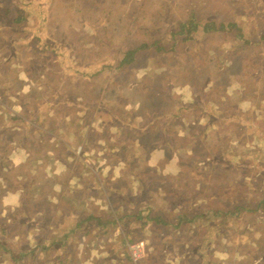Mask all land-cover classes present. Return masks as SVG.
<instances>
[{
  "label": "rangeland",
  "instance_id": "1",
  "mask_svg": "<svg viewBox=\"0 0 264 264\" xmlns=\"http://www.w3.org/2000/svg\"><path fill=\"white\" fill-rule=\"evenodd\" d=\"M94 1L53 0L52 10H50L47 19L50 20L51 32L55 34L53 35L60 37L58 49L52 50L57 54L56 60L58 57L64 56L60 51L68 53V50L71 51L73 48L76 50V47L69 49V46L77 44V40H81L84 31H87L89 26L96 33H93L94 35L85 34L83 39L92 41L100 38V44L107 47V49L104 48L108 52L106 61L108 64H112L113 68L107 77L108 80L96 83L95 79L89 77L92 85L81 91L78 89L79 87L74 89L71 97L75 103L79 99H83L87 104V109L83 111L85 115L96 116L97 121L91 126L92 129L101 133L106 130L110 134V136L97 134L93 138H89L87 144L89 146L104 144L103 149L99 146L98 158L105 162L110 174L119 176L118 179H115L114 191L118 197L125 198L126 209H117V223L119 224L116 227L113 226L112 222L106 223L103 228L96 225L97 222L94 225L89 223V227H94V229L91 230L88 237L89 247L83 252L84 255L82 254L83 261L78 260L79 251H68V248H62L56 249L58 252L53 257H51L52 251L43 252L40 264L50 262L51 264H63L62 254L73 258V263L70 264L87 263L97 256L99 260L94 264H133L129 258V247L133 244H139L144 252L139 260L140 264H264V208L255 213L244 210L233 218L223 219L219 215L217 217L211 215V205L217 204L218 200L215 198L223 192H243L248 197H254V204L260 197L264 199V128L262 130L261 126L255 125L256 115L251 112L253 109V112L256 113L258 107L260 110H264V101H253L254 99L249 97V95L253 97L263 96L264 99V95L258 93L264 91V60L260 59L261 63L258 66L262 69L256 73V80L252 82V86L242 90L243 94L251 99V103L244 102L232 112L236 97L230 103L232 111L226 110L218 118L219 120L224 118V121H220L218 127L205 131L206 127L199 122L185 121L184 117L177 121L173 117L179 116L184 109L186 113L192 114V118L194 115L197 116V108L205 107V104L201 102L197 96L198 93L193 88L201 83L210 82V79L207 76H200L198 80L196 77L195 84L191 86L189 78L195 77V73L192 71L196 66L195 57L191 60L192 64L190 62L180 64V60L173 58L170 53L158 50L160 45L157 43L165 44L167 49L171 48L174 39L177 37L175 32L178 30L181 32L182 25L187 26L185 23L189 22V19L182 17L179 11H174V5L180 6L182 0L174 1L171 5L168 4L173 0H121L125 1L127 6L118 9V11L109 6L104 12L101 11L102 2L97 0L98 3L95 4ZM133 1L140 5L139 11L146 6L149 13L156 14V19L160 22V35L156 36L153 33L147 37V33L143 32L146 31L143 27L149 26V18L146 16L140 17L141 21L137 24L139 28L136 27V32H130L128 29L130 23H127L126 20L125 25L123 17L117 16L114 22L109 16L129 12L130 14L135 13L138 18V10L131 6ZM255 1H260L264 6V0ZM18 2H23V0H18ZM244 2L245 0H227L225 5L218 4L216 0H210L205 7L198 8V17L202 14V17L206 18L209 23L208 31L212 33L218 29L212 20L218 25L221 22H229L227 16L242 31L247 25L252 24L246 20L248 17L244 15L246 13L242 8ZM249 6L251 7L250 12L258 13L252 4ZM168 8L169 10L166 11L165 9ZM170 10L171 13H174L171 14ZM30 17L33 16L30 14ZM122 22L123 27L119 33L109 31L111 25L119 27ZM30 25L33 34H37L39 29L37 21L34 22L31 19ZM82 26L86 29L82 30ZM123 29H125L124 33L130 40L125 42L120 50L118 44L112 46L114 42H108L113 39L110 34L121 39L124 36ZM232 32L236 36V32ZM243 35L241 34V36ZM236 38L240 42L242 41V37ZM147 41L151 45L149 53L153 57L152 62L155 70L150 65L151 62H148L147 65L143 61L142 64L145 65L144 70L147 74H145V78L141 79L128 70L127 66H132V64H130L131 56L127 57L126 52L130 54L129 51L134 48L135 44L140 46ZM257 41L258 39L253 38L252 43L256 44ZM225 46L231 48L234 45L232 42L226 41ZM121 53L124 56H121ZM143 54L146 56L147 52L145 51ZM180 54H182V50ZM75 57L73 56L72 59ZM160 61L170 64L172 71L163 72L159 66ZM176 66H180V69L176 70ZM160 69L162 73L159 74L157 72H160ZM240 69L241 67L237 66L234 73L226 71L221 73L209 72V75L213 81L218 79L225 85L228 82L225 79L226 76L233 75L237 80H241ZM135 80H137L136 83L133 82ZM57 81L62 82L59 79ZM116 84H127L126 86L131 87L134 93H151L152 96L148 98L160 102L163 113L156 112L148 118L145 124L141 120L142 117H135V111L138 110L137 106L134 109L127 106L125 109L119 110L116 100L111 99L113 97L119 99V96H127V93L130 92L129 90L122 94L115 92L114 86ZM106 86L109 99L108 92H104ZM135 98L134 95L124 97L121 104H128V100L131 99L132 101ZM74 105L70 104V106ZM58 110L59 113H63L61 115H64L65 106L61 105ZM75 113L79 112L75 111L72 114ZM101 114L104 115V120L116 115L122 121L121 126L115 129L112 126L103 127L104 123L100 119ZM57 116L58 119L54 126L61 122L59 121L60 114ZM230 117L232 118L231 122H229ZM162 118L164 119V130H162L163 126L160 127L159 124ZM128 119H131L130 125L124 122ZM112 120L110 119L109 122L111 123ZM236 124L240 126H236ZM149 126L151 130L148 129ZM71 127L82 128V123L78 117H75ZM199 129H202L201 132L205 131L203 136L197 135ZM242 131H245L246 135L242 136ZM195 134L197 137H194ZM100 138H104V142ZM60 139L42 142L47 146L46 149L42 148V155H55L54 162L67 161L61 156V145L55 148L56 144L62 143L63 137ZM66 140L68 144L80 145L77 140H71L70 136H67ZM135 149L136 154L130 168L110 170L111 167L109 166L112 165V162H116L119 155L121 156L120 159H123L127 165V152L130 153ZM145 162H150L151 165L146 166ZM0 163H2L1 154ZM14 173L18 174L15 171ZM21 180H23L22 176L19 181ZM21 187L23 189L30 188V186L17 185L19 192L23 190ZM16 197L17 195L13 199L19 204ZM235 202L241 204V200ZM17 209L15 210L16 213ZM0 210H4V205L0 206ZM59 212L62 218L71 219L70 214L62 208ZM106 212V208L99 211L98 207H81L74 213L73 217L79 219L78 213L86 216L88 213L102 215ZM6 213L11 216L12 224H15L19 214L17 213L15 216L12 213ZM143 214L145 217L142 218L141 222L146 221L147 225L145 226L135 220ZM198 217L204 219L199 220ZM152 219L163 220L164 225L161 227L154 226L153 223L149 222ZM79 230L82 229L76 230L75 233ZM102 231L108 232L104 234L107 235L106 238L101 234ZM108 239L112 240L114 246L102 252L103 245ZM20 250L19 247L11 251L10 257L20 253ZM27 253L26 258L22 260L23 264H31L29 259L34 264L35 254Z\"/></svg>",
  "mask_w": 264,
  "mask_h": 264
},
{
  "label": "crops",
  "instance_id": "2",
  "mask_svg": "<svg viewBox=\"0 0 264 264\" xmlns=\"http://www.w3.org/2000/svg\"><path fill=\"white\" fill-rule=\"evenodd\" d=\"M174 1L180 0H173L168 5ZM29 2L31 3L29 4ZM52 2L53 0H23V2L0 0V154L2 156L0 206L4 205V210H0V264H23L22 260L26 258V252L31 255L35 254L33 263L40 264L43 252L50 250L52 251L51 257H53L58 252L56 249L62 248H68V251H79L78 260L83 261L82 254L89 247L88 237L91 230L94 229V227H89V223L94 225L97 222L96 225L103 228L108 222H112V224L116 222V226H118L116 211L118 208L126 209L125 198L118 197L114 191L115 179H118L119 176L110 174L105 162L98 158L99 146L103 149L104 144L96 146L87 144L89 138H93L97 134L104 136H110V134L105 129H103L104 133L92 129L91 126L97 121L96 116L85 115L83 111L87 109V104L83 99H79L75 103L71 97L74 89L79 87L78 89L81 91L92 85L89 77L96 78V83L107 79L104 75L99 76V72H102L106 66L112 67V64H108L106 61L108 52L105 49L107 47L100 44V38L92 41L83 39L85 34L96 33L89 26L90 28L84 31L81 40H77V44L69 46V49L76 47V50L73 48L71 51L68 50V53H62L59 50L64 56L58 57L56 60L57 54L53 51H56L60 37H55V34L51 32L50 20L47 19L50 10H52ZM245 2L242 5L243 11H246L244 15L248 17L246 20L252 23H248L246 29L241 31L238 25L227 16L240 35H245L241 36V42L233 32L223 33L215 29V33L207 31L201 38H197L193 43H188L182 48L183 53L185 49L190 56L195 57L197 65H200V61L224 63L227 58L226 53L234 55L232 64L221 66L222 69L218 72L234 73L237 66L241 67V80H237L231 74L232 76L225 77L228 82L225 85L224 82L222 83V89L226 88L228 96L231 95L228 112L232 111L230 103L236 97L232 112L244 102L251 103L250 98L257 102L258 100L264 101L263 96L249 95L250 98H248L242 92L243 89L252 86V82L256 80V73L262 69L258 66L261 63L260 59L264 60V6L260 1L245 0ZM249 4H252L258 13L250 12ZM181 5L184 6L183 1ZM30 14L33 17H30ZM31 19L34 22L37 21L39 27L37 34H33V29L30 28ZM42 22L44 23L41 25ZM85 29L86 27L82 26V30ZM117 38L119 39V37ZM253 38L258 39L256 44L252 43ZM226 41L232 42L234 46L226 47ZM94 42L96 45L89 47ZM115 44L118 42L113 43L112 46ZM136 45L129 51L130 54L126 52L127 57L132 56L135 48L140 47ZM73 56L76 57L72 59ZM121 56L124 55L121 53ZM166 65L170 70H164V72L172 71L170 64ZM177 67L179 70L180 66ZM256 67L258 68L256 69ZM127 68L131 72L132 67L127 66ZM192 71L195 73V77L192 78L194 84L196 77L198 80L200 76H207L210 79V82L201 83L197 87L211 83V75H199L194 71V68ZM206 72H215L214 65L210 68L207 66ZM57 79L62 82H58ZM133 82L136 83L137 80ZM127 84L114 86V91L120 94L127 90L130 92L127 93V96H119V99L116 97L111 99L116 100L119 110H123L127 106L134 109L137 106L135 117H142L141 120L145 124L148 118L156 112L163 113L161 103L148 98L152 96L151 93H134L131 87L126 86ZM106 91L108 92L107 86L104 88V92ZM214 93L215 90L207 98L197 95L205 107L197 108L196 117L194 115L192 118V114L186 113L184 109L179 116L173 117V119L179 121L181 117H184L185 121L199 122L205 127L206 104L209 103V98H211L210 100L216 99ZM258 93L264 95L263 90ZM132 95L136 98L132 101L128 100V104H121L124 97ZM70 104L75 105L70 106ZM61 105L65 106L64 115H61L63 113H59L58 110ZM203 108L204 111H202ZM75 111L79 113L72 114ZM251 112L256 115L255 125L261 126L263 130L264 110H260L258 107L256 113L253 112V109ZM58 114H60L59 121L61 122L54 126ZM75 117L80 119L82 128L71 127ZM100 119L104 123L103 127L112 126L114 129L119 128L122 122L116 115L104 120L105 117L101 114ZM110 119H113L111 123ZM231 120L230 117L229 122ZM163 121L162 118L159 123L160 127L164 125ZM124 122L130 125L131 119ZM236 126L240 125L236 124ZM148 129L151 130L150 126ZM162 130H164V126ZM201 130H198V136H202ZM242 132V136L246 135L245 131ZM67 136H70L71 140H77L80 145L68 144ZM61 137H63L62 143L56 144L55 148L61 145V156L67 161L54 162L55 155L53 154L43 156L42 148L46 149L47 146L42 142L46 143L47 140L52 141L56 138L61 140ZM100 140L104 142V138H100ZM135 154L136 149L130 153L127 152V165L119 155L116 162H112V165L109 166L110 170L130 168ZM145 165L151 164L145 162ZM14 171L18 174H15ZM21 176L23 180L19 181ZM17 185L30 186V188L23 189L21 187L23 190L19 192ZM15 195H17L16 199L19 204L13 199ZM90 206L98 207L99 211L106 208L107 212L102 215L88 213L86 216L78 213L79 219L73 217L81 207L89 208ZM61 208L70 214L71 219L60 216ZM16 209L19 216L16 223L12 224L11 216L6 212L16 216ZM96 217L99 218L96 219ZM149 222L154 226L164 225L163 220L152 219ZM140 223L147 225L146 221ZM78 229L82 230L75 233ZM105 233L108 232H101L106 238ZM112 246H114L112 240L108 239L103 245L102 252ZM19 247L21 248L20 253L10 257V252ZM24 248L26 249L24 250ZM75 258L77 259V257ZM61 260L63 264L73 263V258L64 254H62ZM98 260L97 256L90 259L91 263L88 261L82 264H94ZM29 261L32 264L31 259Z\"/></svg>",
  "mask_w": 264,
  "mask_h": 264
},
{
  "label": "trees",
  "instance_id": "3",
  "mask_svg": "<svg viewBox=\"0 0 264 264\" xmlns=\"http://www.w3.org/2000/svg\"><path fill=\"white\" fill-rule=\"evenodd\" d=\"M182 1L184 2V6L174 5V11L175 12L179 11L182 17H187L189 19V22L185 23L187 26L182 25L181 27L182 31L179 32L178 30L177 32H175L177 37L174 39V43L172 44L171 48L167 49L165 44L157 43L158 45H160V47L157 46L159 51H165L166 53H170V55L173 58L180 60V64L185 63V62L191 63V60H193L194 58L190 56V54H188V52L185 49H184V53L182 52V54H180L182 48H184L185 45H187L188 43H193L197 38H201V36L205 35L207 31L209 30V26H208L209 23L208 21H206V18H203L202 14L200 17H198V8L205 7L206 4H208V1L210 0H182ZM216 1L218 4H224L226 2V0H216ZM100 2H102L101 5L103 6L101 9L102 12L106 11L107 7L109 6L115 11H118V9H121L122 7L127 6V3L121 0H100ZM94 3L97 4L98 1L95 0ZM116 3L118 4L112 5ZM131 6H134L138 10L137 11V14H139L138 18L135 13L130 14L129 12H126L124 14H119V15L112 14L109 16L112 17L114 22L117 19L116 18L117 16L123 17L124 18L123 21H125V25H126V20H127V23H130V27L128 28L130 32H136V27L139 28L137 24H139L141 21L140 17L142 18L143 16L144 17L146 16L149 18V26H144L143 29H146V32L144 31L143 32L147 33V37H149V35L153 33H155L156 36L161 34V30H159L161 29L159 26L160 22L158 21V19H156L155 13H149L148 8L146 6L141 11H139L138 7L140 5L137 4L136 1L135 2L133 1L131 3ZM169 8L165 10L168 11ZM170 13H171V10H170ZM173 13L174 12H172L171 14ZM212 21L215 27L218 26V32L230 33L232 31H235L236 37L241 38L240 32H238L237 28L230 21L221 22L218 25H216L214 20ZM122 27H123V22L119 27H115V25H111V28L109 31L117 34L122 29ZM124 30L125 29L122 30V33L124 36L121 39L114 37V34H110L113 39L110 40L108 43L118 42V44L121 47V45L129 41L130 38L126 36V34L124 33ZM95 45L96 44L94 42L93 44H90L89 47H94ZM152 46L154 47V45ZM145 51L147 52L146 56H144L143 54ZM150 51H151V45L149 41H147V43H143L139 48H135V50L131 54L132 55L131 61H130V64H132L131 74L134 73L135 75H138L139 77H141V79L146 77L145 74H147V72L144 70L145 65L142 64L143 61L147 65H148V62H151L150 65L155 70L154 64L152 62L153 57L149 53ZM233 56L234 55L232 54L226 53L227 58L224 63H217V62L214 63L213 61H200V65L196 64V67H194V71L198 72L199 75H203V74L209 75V73L206 72V67L208 66L210 68L214 65L215 73L216 72L218 73L222 69L221 66L232 64ZM159 63H160L159 66L162 68L163 72L164 70H170L169 66L166 65L163 61H160ZM176 69H178L177 66H176ZM111 71H112V67L106 66V68L102 72H99L100 73L99 76L104 75V77L107 78L110 75ZM162 71L157 72V73L160 74L162 73ZM93 79L96 80V78H93ZM189 80H190L189 84L193 86L194 84L193 79L189 78ZM221 86H222V82L219 81L218 79H215V81L212 80L211 83L209 84H203L200 87L193 88V90L199 95H201L203 98L209 97L210 95H212L213 91L215 90L214 97L216 99L210 100L211 98H209L208 99L209 103L206 104L207 111L205 112V115H204V121H205L204 125L206 127L205 131L209 129H213L214 127H218L219 122L224 121L223 120L224 118L220 120L218 118L221 117L222 112L224 110H228V107H229L228 103H229L231 95L228 96L227 89L226 88L222 89ZM210 121H211V124H210ZM205 131L202 132V136L204 135ZM194 137H197L196 134L194 135ZM213 196H216V194H213ZM215 199H217L218 202L216 205H211L212 206L211 215L213 217H217L219 215L223 219L233 218V216L240 214L244 210L249 211L251 213H255L257 210L264 208V199L262 197H260L257 203L254 204L253 203L254 197H248L243 192L241 193L240 192L236 193L235 191H228L226 193L223 192L222 194H218V196ZM239 200H241V204H236L237 202L235 201H239ZM142 217H145V216L144 215L138 216L136 220L141 222ZM197 219L202 220L204 218L198 217ZM107 225H110V224H107ZM142 225L145 226V224H142ZM113 226H116V222H113ZM102 232H105V231H102ZM129 258L130 260H132L130 256Z\"/></svg>",
  "mask_w": 264,
  "mask_h": 264
},
{
  "label": "built area",
  "instance_id": "4",
  "mask_svg": "<svg viewBox=\"0 0 264 264\" xmlns=\"http://www.w3.org/2000/svg\"><path fill=\"white\" fill-rule=\"evenodd\" d=\"M129 255L132 259V263L133 264H140L139 260L141 258V256L144 254V252L142 251V247L139 244H133L131 245V247H129ZM136 262V263H135Z\"/></svg>",
  "mask_w": 264,
  "mask_h": 264
}]
</instances>
